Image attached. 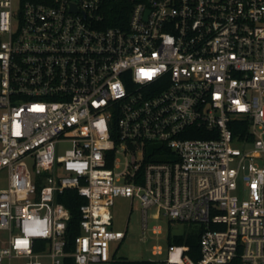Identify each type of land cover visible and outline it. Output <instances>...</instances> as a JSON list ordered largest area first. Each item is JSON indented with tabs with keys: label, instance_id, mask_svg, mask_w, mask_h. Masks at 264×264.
Listing matches in <instances>:
<instances>
[{
	"label": "built area",
	"instance_id": "2783aa9c",
	"mask_svg": "<svg viewBox=\"0 0 264 264\" xmlns=\"http://www.w3.org/2000/svg\"><path fill=\"white\" fill-rule=\"evenodd\" d=\"M2 168L0 264L107 263L116 197L198 227L158 263L264 264V0H0Z\"/></svg>",
	"mask_w": 264,
	"mask_h": 264
},
{
	"label": "rangeland",
	"instance_id": "374dc122",
	"mask_svg": "<svg viewBox=\"0 0 264 264\" xmlns=\"http://www.w3.org/2000/svg\"><path fill=\"white\" fill-rule=\"evenodd\" d=\"M15 7L18 0H14ZM71 145L63 142L58 145V153L63 154L66 148ZM8 172L6 168L0 169V189L7 187ZM113 216V228L126 230V236L121 242L112 244L113 254L116 258L127 259H148L154 260L166 256L167 246L175 236H186L188 233L197 230V226L177 221H169L165 216L154 219L152 213L155 208L148 209V228L143 231L141 225V205L136 198L130 200L125 197H116L111 206ZM161 226L159 233H154L153 228ZM8 237L7 230L0 229V246L5 243ZM159 245L162 253L154 254L153 247ZM19 258H4L1 264H20Z\"/></svg>",
	"mask_w": 264,
	"mask_h": 264
},
{
	"label": "trees",
	"instance_id": "16d2710c",
	"mask_svg": "<svg viewBox=\"0 0 264 264\" xmlns=\"http://www.w3.org/2000/svg\"><path fill=\"white\" fill-rule=\"evenodd\" d=\"M21 1H34V2H49L50 0H21ZM70 211V219L67 221V230H66V241L67 244L65 246V250L67 252H71L74 249V238L77 234H79V220H80V211L79 206L81 203L85 201V198L80 196L77 191L68 189L62 193L59 198ZM199 238L200 233L197 227V230L188 233L186 236H175L172 240H170V244L177 245H188L189 252L192 256L199 253ZM43 243V242H42ZM41 243V244H42ZM61 264H77L75 263L72 256L67 255L63 257ZM104 264H161L155 260L148 259H127V258H116L112 255V258ZM233 264V263H231Z\"/></svg>",
	"mask_w": 264,
	"mask_h": 264
}]
</instances>
